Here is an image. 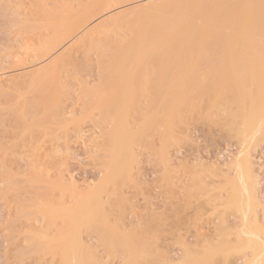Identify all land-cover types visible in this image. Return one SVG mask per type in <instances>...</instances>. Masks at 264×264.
<instances>
[{
    "label": "rangeland",
    "instance_id": "1",
    "mask_svg": "<svg viewBox=\"0 0 264 264\" xmlns=\"http://www.w3.org/2000/svg\"><path fill=\"white\" fill-rule=\"evenodd\" d=\"M97 1L106 7L101 14L58 38L60 25L92 0H0V264H64L56 237L73 228L82 247L67 264H238L246 248L235 226L245 198L232 163L249 152L264 202V127L254 137L236 102L212 99L207 112L209 103L196 99L184 117H172L167 141L155 93L160 67L128 65L115 83L99 67L115 45V33H101L99 22L151 0ZM90 31L94 40L81 44ZM50 68L52 75L34 78ZM128 73L135 74L129 86ZM232 89L224 85L227 98ZM115 125L126 134L120 160L114 144L100 147ZM87 194L98 207L78 209Z\"/></svg>",
    "mask_w": 264,
    "mask_h": 264
},
{
    "label": "bare ground",
    "instance_id": "2",
    "mask_svg": "<svg viewBox=\"0 0 264 264\" xmlns=\"http://www.w3.org/2000/svg\"><path fill=\"white\" fill-rule=\"evenodd\" d=\"M119 2L120 0L105 1L107 7L116 6ZM101 3L92 0L73 13L70 20L64 22L66 24L60 23L61 28L57 37L60 38L62 35L69 37L78 30L82 31L89 20L106 9V7L101 8ZM99 23L98 29H104L100 31L101 33L106 35L110 34V31L115 33L113 39L109 37L113 41L108 39V36L105 38L108 43L115 42V45H111V52L99 56L101 77L105 80L108 79L109 74L108 81L115 83L119 77L118 73H123L120 71L121 68L128 65H131L133 70H144V65L147 63H154L160 67L161 71L157 77L160 90L155 93L159 96L163 107L161 119L164 124L163 131L166 133L162 135L166 140L172 138L168 137L171 133L172 117L179 119L184 117L188 109L193 107L196 99L199 101L205 99L208 103L212 99L224 101L223 103L236 102L237 115L239 113L243 130L250 132L254 137L259 136L264 127V0H151L144 4L140 3L130 11L117 13L108 19L106 17ZM123 25L129 28L126 30L127 35L121 37L116 29ZM80 39L81 44L87 46L94 40L91 31ZM56 46L49 47L43 55L54 50ZM132 69L130 72L133 73ZM52 73L53 69L50 68L35 73L34 78ZM132 73H128L129 77L126 78L128 81L124 83L125 85L127 83V86L135 81V74ZM227 83L233 86L232 96L230 95L229 98H227L229 94L223 92ZM121 95H123L121 96L123 103L129 108L133 99L130 89L121 91ZM212 107L213 105L209 103L207 112ZM116 126L112 128V133H107L105 142L100 147L106 149L114 144L113 147L117 152H113V155L115 159H119L126 145L122 137L126 134L130 135V131L124 124L122 130H125L126 134L122 135L120 126ZM232 164L239 166L238 179L241 180V190L245 198L240 222L235 226L236 232L242 234L241 241L246 248L238 264H264V236L261 233L259 225L261 220L258 214L259 207H263L264 202L259 198L258 190L256 192L258 180L251 171L249 152L243 150ZM98 203L95 195L92 194L90 197L87 194L78 209L97 206ZM47 208L49 209V206ZM63 208L65 212L71 209L69 206ZM224 224L225 220L218 225L219 230L213 236L216 242L223 238L221 227ZM79 238L74 228L56 237L58 247H62L64 251V264L70 263L69 255H75L76 259L78 251L76 253L75 251L79 249L77 247H82ZM68 244H71L69 251L66 249Z\"/></svg>",
    "mask_w": 264,
    "mask_h": 264
}]
</instances>
